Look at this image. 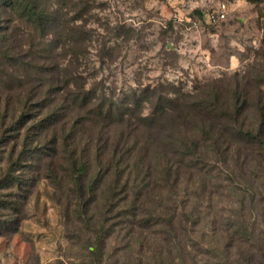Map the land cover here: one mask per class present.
I'll return each mask as SVG.
<instances>
[{
	"label": "trees",
	"instance_id": "16d2710c",
	"mask_svg": "<svg viewBox=\"0 0 264 264\" xmlns=\"http://www.w3.org/2000/svg\"><path fill=\"white\" fill-rule=\"evenodd\" d=\"M0 5L7 15L0 30V121L6 133L0 159L7 166L6 188L15 183L19 189L17 201L5 200L2 208L24 211L30 193L24 170L32 164L37 176L66 183V209L79 213L89 231L88 264L103 263L110 237L108 220H92L100 210L121 219L126 230L166 223L175 231L173 212L194 225L204 214L211 218L205 227L225 233L220 255L229 257L227 249L238 240L247 247L240 253L247 264H264V76L236 74L193 91L159 84L117 94L89 83L92 69L77 48L86 33L82 25L70 27L60 12L64 6L51 8L45 0ZM65 8L75 13L72 23L88 13L83 0H66ZM19 22L41 35L28 50L18 44ZM188 183L195 185V201L181 196ZM225 192L237 199L231 215L218 201ZM6 217L3 225L15 232L18 219Z\"/></svg>",
	"mask_w": 264,
	"mask_h": 264
},
{
	"label": "rangeland",
	"instance_id": "374dc122",
	"mask_svg": "<svg viewBox=\"0 0 264 264\" xmlns=\"http://www.w3.org/2000/svg\"><path fill=\"white\" fill-rule=\"evenodd\" d=\"M83 1L88 13L72 23L75 13L66 10V0H45L51 8L64 6L60 12L66 14L70 27H84L87 40L80 47L73 46L82 50L92 69L94 78L90 77V84L96 81L117 94L159 84L193 91L205 82L233 79L236 74L264 76V0ZM221 3L227 7L225 20L193 26L198 18L196 10L205 13L217 9ZM6 18L0 5V30L6 25ZM17 26L18 44H22L23 50L29 49L30 41L36 45L40 40L41 35L24 24L19 22ZM2 36L0 32V49L4 50ZM50 39L46 37L45 41ZM1 123L0 142L6 135ZM1 146L0 143L2 158L5 154L1 151L5 148ZM4 161L0 159V264H88L91 258L84 238L89 231L79 213L66 209V183L52 182L42 178L43 174L37 176L34 165L30 164L24 170L30 193L24 211L18 214L2 208L5 200L16 202L19 192L18 184L7 188L4 184L7 174ZM92 175L93 169L88 180ZM194 186L188 183L181 196L194 198ZM226 194L229 193H223L218 201L223 213L231 215V208L238 203ZM159 197L162 199L163 194L159 193ZM156 207L154 212L161 214L163 208ZM8 213L14 220L18 219L13 225L15 232L3 225ZM170 215L174 217L175 231H170L166 223L126 230L113 213L94 212L92 220H108L104 224L110 232V237L105 238L102 264H247L240 254L247 253V247L241 241L236 240L235 246L227 249L229 257L220 255L224 254V249L220 251L224 246L219 247V240L225 233L205 227L211 218L205 219L200 214L201 224L194 225L192 218L188 222L178 212ZM82 218L88 222L91 216Z\"/></svg>",
	"mask_w": 264,
	"mask_h": 264
},
{
	"label": "built area",
	"instance_id": "2783aa9c",
	"mask_svg": "<svg viewBox=\"0 0 264 264\" xmlns=\"http://www.w3.org/2000/svg\"><path fill=\"white\" fill-rule=\"evenodd\" d=\"M227 7L225 3H221L217 9L202 12L201 18H197L193 22V26L198 28L202 25L216 24L226 19Z\"/></svg>",
	"mask_w": 264,
	"mask_h": 264
},
{
	"label": "water",
	"instance_id": "95a60500",
	"mask_svg": "<svg viewBox=\"0 0 264 264\" xmlns=\"http://www.w3.org/2000/svg\"><path fill=\"white\" fill-rule=\"evenodd\" d=\"M195 15H196L198 18H201L202 11H200V10H196V11H195Z\"/></svg>",
	"mask_w": 264,
	"mask_h": 264
}]
</instances>
